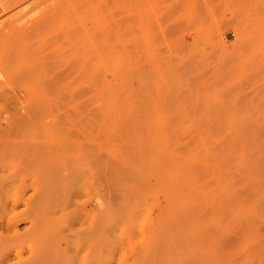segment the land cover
I'll use <instances>...</instances> for the list:
<instances>
[{
	"label": "rangeland",
	"instance_id": "obj_1",
	"mask_svg": "<svg viewBox=\"0 0 264 264\" xmlns=\"http://www.w3.org/2000/svg\"><path fill=\"white\" fill-rule=\"evenodd\" d=\"M81 2L0 1V264H264V0H94L69 89Z\"/></svg>",
	"mask_w": 264,
	"mask_h": 264
},
{
	"label": "bare ground",
	"instance_id": "obj_2",
	"mask_svg": "<svg viewBox=\"0 0 264 264\" xmlns=\"http://www.w3.org/2000/svg\"><path fill=\"white\" fill-rule=\"evenodd\" d=\"M0 1H2L4 3L3 6L4 5L7 6L11 0H0ZM95 2H94V0H84L83 3L81 2V4L78 5V11H77L79 14V19L76 17L81 22L80 25L74 26L72 28V31L70 34L67 33L64 36L58 35L59 40L64 41V46L66 47L67 52L69 54H72V55L77 57V59L73 60L72 63L64 69L65 76H63V77H65V78H61L60 82L58 83L62 87L69 88V89L81 87L77 84L78 81L75 82L74 80H70V78L75 77V76L77 77V76L81 75V77H82V75H83L85 77V76L93 75L95 73H98V74L106 73L107 71H108V73H111V72H109L108 65L106 64V61H105V55L107 52L106 49L108 47V44L106 42L107 39L102 37L104 33L101 35L99 33L98 29H96L94 27V24H93L99 15L98 14L99 12H97L98 9L95 5ZM102 7L104 8V5L101 6V8ZM103 12H105V11H103ZM75 15H76V13H75ZM78 20H77V22H78ZM77 22H75V23H77ZM30 25H31V23H30ZM32 25H34V24H32ZM16 27H18V25ZM42 28L39 25H34L31 28V30L28 32H23V31L20 32L18 30L17 31L20 33L16 34V32H14L15 33L14 37L10 43L11 52H13L12 54H10L11 58L13 59L12 55H14L15 58L18 57V54H20L21 48H23V49L28 48L29 51H27V52H29V54H31V53L34 54V52L36 51L35 45L32 43L34 41L30 40V37H32L35 32H36V35L38 36L37 32L40 31ZM16 29H18V28H16ZM44 30H46L45 26H44ZM46 35H48V34H46ZM37 36L35 37V35H34L33 38H31V39L32 40L35 39V41H36V39L38 38ZM53 38L54 37H51V40L48 39L49 41H47L46 43L55 40ZM28 39L31 42H27ZM39 42H40V40H39ZM46 43H44V44H46ZM63 49H65V48H63ZM25 56H26V53H24L21 56V58L23 59V58H25ZM98 74H97V76H99ZM101 76H103V74H101ZM94 77H96V76H94ZM150 91H151V89H150ZM168 98H170V96ZM165 99L167 100V97ZM159 177H160V175H159Z\"/></svg>",
	"mask_w": 264,
	"mask_h": 264
}]
</instances>
